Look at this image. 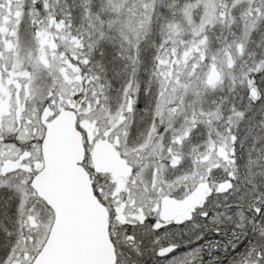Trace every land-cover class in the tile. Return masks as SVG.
<instances>
[{
  "label": "snow or ice",
  "instance_id": "1",
  "mask_svg": "<svg viewBox=\"0 0 264 264\" xmlns=\"http://www.w3.org/2000/svg\"><path fill=\"white\" fill-rule=\"evenodd\" d=\"M0 264H264V0H0Z\"/></svg>",
  "mask_w": 264,
  "mask_h": 264
}]
</instances>
